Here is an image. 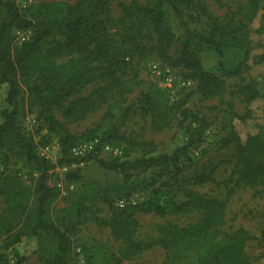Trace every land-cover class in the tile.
I'll list each match as a JSON object with an SVG mask.
<instances>
[{
    "label": "trees",
    "instance_id": "16d2710c",
    "mask_svg": "<svg viewBox=\"0 0 264 264\" xmlns=\"http://www.w3.org/2000/svg\"><path fill=\"white\" fill-rule=\"evenodd\" d=\"M71 1V0H68ZM118 0H74L58 4H43L37 10L23 11L16 0H0V13L4 19L0 22V88L7 85V105L1 111L3 120L0 126V154L4 151L11 156L25 159L32 167L30 184L24 182L16 169L0 172V197L4 209L0 214V264L6 262V254L25 238L39 241V252L44 264H75V246L78 243L80 226L86 222L87 213L99 198L110 190L102 187L96 193L88 192L69 209L54 216L52 206L60 198L61 192L51 186L53 170L57 167L72 168L95 162L103 169L124 175L122 183L115 184V196L130 197L137 190L130 183L132 173L160 169L164 173L177 175L185 170L184 159L191 161V154L206 141L209 121L189 110H183L180 129L186 136L185 143L171 154L156 153L154 143L128 142L114 128L102 131L100 127L81 135L72 134L56 116L55 110L62 109L67 101L80 94L82 90L102 77H112L124 70L136 52L150 50L162 61L173 68L189 72L188 78L197 84V92L204 98L222 97L227 90L224 78L202 68L194 49L212 48L220 56L227 48H238L250 57L254 50L248 33L242 34L233 19L218 17L212 13L205 0H146L144 6L136 10L119 3L128 18L136 19L141 35L144 28L150 27L154 44L143 47L134 36L132 28L127 32L118 30L111 17L112 4ZM264 0H248L246 16L249 26L263 20ZM166 7L170 8L184 27V38L179 40L167 21ZM186 10H195L205 17L210 25L207 35L190 30L183 21ZM132 32V33H130ZM260 25L258 34L263 33ZM19 33L26 34L24 40ZM51 38H61L55 46H49ZM180 42L177 57H172L174 46ZM56 49L76 58L65 63H57ZM147 54V52H146ZM264 63V55L256 59ZM238 70L227 72L237 76ZM244 93L248 103L262 98L259 91L246 87ZM189 97L180 104L186 105ZM87 102V101H85ZM154 100L144 95L136 104L147 114L153 111ZM35 109L44 120L49 133L59 137L61 157L53 164L38 152L39 144L26 133L22 118ZM80 106L68 110L70 115L80 112ZM241 121L252 119L250 113L239 117ZM257 125V124H256ZM264 124L257 125V132L248 137L245 144L235 140H222L224 146L236 142L238 162L242 166V179L255 187L264 180ZM99 139L124 150V158L106 159L96 150L84 157H75L72 149L79 144ZM141 153L135 159H127L128 153ZM6 160L9 158L5 156ZM7 162V161H6ZM68 180L77 181V174L68 175ZM211 180V174L195 176V185H204ZM141 186V185H140ZM154 195L141 205L114 209L108 221H101L109 227L112 237L123 243L118 263L132 260L155 248H162L166 254L163 264H178L192 257L191 264H247L246 245L254 239L249 232L238 229L224 233L227 223V206L224 202L186 191L184 202L173 199L162 200ZM121 199V198H120ZM111 198L107 197L106 201ZM90 206H85V203ZM66 214H62V213ZM154 214L165 218L199 213L200 220L189 227L166 224L159 229L158 237L140 240L138 237L140 222L137 215ZM22 260L17 264H21Z\"/></svg>",
    "mask_w": 264,
    "mask_h": 264
},
{
    "label": "rangeland",
    "instance_id": "374dc122",
    "mask_svg": "<svg viewBox=\"0 0 264 264\" xmlns=\"http://www.w3.org/2000/svg\"><path fill=\"white\" fill-rule=\"evenodd\" d=\"M19 7L25 11L37 10L43 4H58L74 0H16ZM119 3L131 10L144 6L146 0H118L112 4L111 17L118 30L127 32L126 28H132L134 36L145 48L154 44V37L150 27L144 28L141 35H137L138 23L134 18H128L120 8ZM209 10L218 17L228 20L233 19L240 28L241 33H248L254 50L250 57L245 51L238 48H227L220 56L212 48L204 47L202 50L194 49L204 70L214 73L227 83V90L222 97L204 98L197 92V84L184 86L188 83L189 72L181 68H173L162 61L156 54L147 51L136 52L124 70L112 77H102L86 86L82 92L69 101L62 109L55 110L57 120L62 123L72 134L81 135L98 127L107 131L116 127L118 134L128 142L154 143L157 146L156 153L171 154L176 148L186 141L184 132L180 129L183 110L206 118L210 127L206 132V141L192 152L191 161L183 160V172L177 175L164 173L160 169L145 172L132 173L129 182L137 186V190L130 197L115 196V184L124 181V175L103 169L99 164L90 162L85 165L72 168H62L63 173L53 175L51 186H55L59 178L64 179L65 193L52 206L54 216L58 212L69 209L88 192L96 193L102 187L110 190L104 194L101 192L91 210L87 213L86 222L80 226L78 243L75 246V264H119L118 257L123 249V243L115 240L111 230L98 222L108 221L114 209H119L118 201L126 198L135 202L138 206L146 202L154 191L162 200L173 199L176 202L186 201L185 192L193 191L207 198L222 201L227 206V223L223 228L224 233H232L238 229L249 232L254 239L246 245L247 264H264V180L252 187L242 179V166L238 162V149L236 142L230 146H224L222 140H235L245 144L248 137L256 134L257 125L264 124V63L258 64V56L264 55V31L257 33L260 25L264 26V18L255 21L251 26L247 21L246 6L248 0H205ZM264 6V2H263ZM167 21L179 40L184 38V27L170 8L166 7ZM264 16V13H263ZM4 19L0 13V22ZM183 21L190 30L207 35L210 25L207 19L195 10H186ZM20 40L26 36L20 33ZM61 38H51L49 46H55ZM180 42L172 52V57H177ZM147 52V54H146ZM57 63H65L76 55L67 54L61 49H56ZM158 65L162 70L170 68L176 79L174 88L166 87L163 79L152 72V66ZM238 70L237 76H229L227 72ZM253 87L261 94L262 98L248 103L244 93L246 87ZM8 86L0 88V126L3 123L1 111L8 108ZM147 95L153 98V111L147 114L140 105L136 104L138 98ZM189 97L183 109L180 104ZM87 101V102H85ZM80 106V112L70 115L69 109ZM22 118L26 133L39 144L38 152L48 155L53 164H57L61 157V143L59 137L51 135L44 120L35 109ZM236 113L244 117L250 113L252 119L241 121L233 117ZM257 124V125H256ZM264 133V130H262ZM60 146V152L56 148ZM0 154V172L7 169H16L24 182L30 184L33 173L25 159L11 156L4 151ZM5 156L9 158L6 160ZM141 153H128L127 159L141 157ZM107 157L106 159H110ZM113 159V158H111ZM7 161V162H6ZM60 168V167H59ZM77 174L79 180H68V175ZM211 174V180L204 185H195L193 179L200 174ZM141 185V186H140ZM110 197V201L106 198ZM85 206H90L87 202ZM4 209L3 200L0 197V214ZM66 214L65 212L62 213ZM199 213H190L181 216H168L165 218L154 214L137 215L140 222L138 237L140 240L158 237L159 229L166 224H173L184 228L195 225L200 220ZM166 252L155 247L140 256L123 262L122 264H163L166 260ZM44 264L39 252V241L36 238H25L6 254V262L9 264ZM192 257L184 259L178 264L193 263Z\"/></svg>",
    "mask_w": 264,
    "mask_h": 264
},
{
    "label": "built area",
    "instance_id": "2783aa9c",
    "mask_svg": "<svg viewBox=\"0 0 264 264\" xmlns=\"http://www.w3.org/2000/svg\"><path fill=\"white\" fill-rule=\"evenodd\" d=\"M24 38H22V39L24 40ZM152 72H153V74H155L156 76H158L159 78L164 80L166 87H168L169 89L174 88V86L176 84V79L173 75L172 69L166 68V69L162 70L158 65H153L152 66ZM188 81H189L188 83L184 82L183 85L186 86V85H191L193 83L191 80H188ZM56 148L60 152V146L57 145ZM96 150L100 151V156L102 158L111 157L113 159H121V158H124V156H125L123 148L114 147L108 143H103L99 139H95V140H92L90 142L79 144L78 146H76L72 149V154L75 157H84L87 154H90ZM42 157L46 158L50 162L52 161L48 155L42 154ZM63 170L64 169L57 167L55 170H53L52 173L59 177V175L61 173H63ZM55 186L57 189L60 190L61 194L65 193V185H64V179L63 178H59V180L57 181ZM132 205H135V202H133L131 200L129 201L126 198L119 199V201H118L119 209H123L126 206H132Z\"/></svg>",
    "mask_w": 264,
    "mask_h": 264
}]
</instances>
